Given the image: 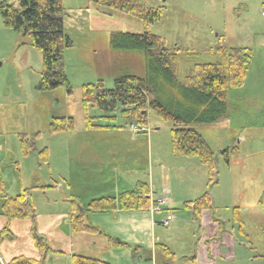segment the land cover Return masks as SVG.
<instances>
[{"label":"rangeland","instance_id":"1","mask_svg":"<svg viewBox=\"0 0 264 264\" xmlns=\"http://www.w3.org/2000/svg\"><path fill=\"white\" fill-rule=\"evenodd\" d=\"M144 3L149 8L163 7L160 21L147 30L176 51L179 82L190 75L193 66L216 62L215 51L219 47L242 43L251 50L243 85L228 91L229 115L212 125L195 123L185 127L196 130L213 152V180H208L205 168L194 158L172 153L170 124L153 115L142 128L145 133L134 134L126 120L103 118L99 109L89 108L88 114L97 117L94 125L120 129L85 128L80 106L82 85L101 81L104 88L111 89L115 78L122 75L146 76L140 54L112 51L108 45L111 34H140L144 27L138 18L123 13L102 16L87 0H62L66 15L71 17L64 21L74 44L62 59L71 94L65 87L49 92L37 90L41 54L30 46L28 36L6 29L0 18V180L4 194L13 197L26 190L34 204L35 220L25 223L35 228L36 222L37 232L31 230L33 238L45 235L48 247L58 252L59 216L66 217L74 209L87 217L89 213L83 209L90 201L131 191L138 181L149 187L154 184L151 198L162 197L179 205L207 193L212 209L203 212L209 220H218L217 228L221 224L219 238L223 235L224 240L231 241L222 249L230 257L215 259L213 263L264 264V0ZM77 14L82 18H75ZM59 117L72 118L74 129L50 134V120ZM21 139L33 146L27 155L21 152ZM149 144L152 165L145 169ZM227 148L236 151L229 166L220 154ZM43 149L48 153L47 164L38 155ZM159 160L163 162L160 164ZM165 189L169 191L163 193ZM2 201L0 194V221ZM234 203L239 209L238 222L233 219ZM173 210L177 216L173 226L180 231L174 230L166 244L176 253L174 264H192L180 257L194 249L200 219L190 211H181V207ZM62 226L66 230L67 223ZM9 229L15 236L13 244L19 246L15 254L29 256L24 227L16 224ZM77 235L92 242L98 240L97 246L105 243L98 236ZM78 242L74 241L76 246L72 247L77 254L98 253L93 249L79 251V245L85 242ZM67 252L64 256L48 254L43 264H69ZM131 263L130 260L128 264Z\"/></svg>","mask_w":264,"mask_h":264},{"label":"trees","instance_id":"2","mask_svg":"<svg viewBox=\"0 0 264 264\" xmlns=\"http://www.w3.org/2000/svg\"><path fill=\"white\" fill-rule=\"evenodd\" d=\"M96 7L98 14L111 16L119 12L138 18L144 27L140 34L114 33L109 37L108 45L112 51H131L143 57L146 76L122 75L115 78L111 89L104 88L101 81L87 83L80 88V106L87 130L120 129V126H99L92 122L95 116L88 114L89 108L99 109L103 118L126 120L131 128H144L150 115L170 124L171 151L174 155L194 158L207 172L209 181L215 173L214 154L202 136L188 124L212 125L229 115L228 91L243 85L248 66L251 62V50L247 47H219L215 51L218 60L214 63L195 65L191 73L182 82L177 80L176 51L165 46L164 41L150 32L148 27L161 19L163 7H146L145 0H87ZM65 9L62 0H0V18L2 25L10 30L28 36L30 46L41 54L42 69L36 88L40 92H49L65 87L67 94L71 88L62 62L66 50L74 48L65 25ZM80 23V22H79ZM74 129L70 117L52 118L49 133L56 134ZM142 133L145 131L142 130ZM21 152L27 155L32 144L20 140ZM223 161L229 165V159L236 155L235 149L220 152ZM43 164L48 163V153L43 149L38 153ZM0 194L3 199L1 213L7 221L34 220L35 208L26 190L10 197L4 194L0 180ZM150 192L146 184L139 183L131 191L116 197H101L92 200L86 206L89 214H106L115 210H148ZM212 209L211 198L207 193L193 201H185L181 211L192 210L195 216ZM233 219L240 221L239 209H232ZM71 233L103 235L102 231L85 221V216L77 212L69 215ZM13 234L5 226L0 229V244L12 239ZM35 246L44 260L52 251L42 237H34ZM117 244L110 241L109 248ZM153 260L151 255L145 262L153 264H173L176 256L164 245L155 246ZM264 256V255H263ZM43 260V261H44ZM0 264H2L0 262ZM7 264H36L32 259L18 256ZM43 264V262L41 263ZM71 264H109L106 261L86 258L80 255L71 258Z\"/></svg>","mask_w":264,"mask_h":264},{"label":"crops","instance_id":"3","mask_svg":"<svg viewBox=\"0 0 264 264\" xmlns=\"http://www.w3.org/2000/svg\"><path fill=\"white\" fill-rule=\"evenodd\" d=\"M65 18L69 20L71 17L66 15ZM75 18L81 19L82 17L80 16V14H77ZM65 25H66V22H65ZM247 45L248 44L241 43V44H237L235 47H244V46L246 47ZM102 130L110 131L113 129H102ZM130 138L132 140H136L134 137H130ZM151 146H152L151 144L148 145L149 155H147V158L145 157V165H144L145 169L147 168L150 169L152 165L151 163L152 147ZM158 159L159 158H156V159L153 158L154 161H157ZM159 161H160V164L163 162L161 160ZM237 162L238 161L236 159L235 163L239 165V163ZM133 168L134 167H130V170ZM160 169L163 170V168H160ZM136 183L139 184L140 182L138 181ZM128 187H131V185ZM132 187H131V190L134 189L136 186L134 185V188ZM147 187L150 192V205H151V203H153L156 200L155 198H151V193H153L155 186L152 183L151 187H149L148 185ZM168 191H169L168 189H165L163 193L168 192ZM193 200L188 199L185 201H193ZM233 205H235V207H238L236 206L237 204L235 203ZM178 207H181V205L175 203L174 201H171V203L168 204L167 210L162 212L161 214L152 213L150 211V208L148 210H131V211L115 210L111 213H106V214H89L87 217H86V214H83L82 212H80L79 214H82L85 216V221L87 223H89L93 227H96L100 231H102L103 235L86 234L87 236L92 235V236H98L100 238H103L105 243L104 245H98L99 247L97 246L98 240L92 242V239L90 238L81 239L77 237L78 236L77 234H83V233H71L70 232L68 218H69L70 213L75 212V210L73 209L71 210L70 213L67 214L66 217L59 216L58 218V219L61 218L59 220L60 222L58 225L59 234L56 235L58 238V255L64 256L65 255L64 252L67 250L68 251L67 254L69 257V264H71V258L76 255H80L86 258L106 261L109 264H118V263L128 264L130 260L132 261L131 264H144L145 260H147L149 255H151L152 260H153V255L156 250L155 246L157 244H161L169 248V246L166 244L168 241V237H170L169 235H171V233L174 230L176 232L180 231L179 230L180 228L175 229V227L173 226V223L177 219V216L174 212L176 210H173V209L178 208ZM223 207L227 208L228 206H223ZM185 211H189V210H185ZM190 212L198 220L200 219L199 231L197 232V234L199 235L198 241L196 242L193 250H190L189 252H183L180 258H183L187 261L189 260V262H191L192 264H214L213 260L215 259H218V258L228 259L230 255H225L222 252V249L226 246L225 243H229L230 240L229 241L228 239L224 240L223 235L221 236V238H219L220 231H221V228H220L221 224L219 223V228H217L215 224L217 223L218 220H213V221L209 220L207 216L208 214L205 212H201L199 216H195L192 210H190ZM167 214H172L173 219L167 226H163L161 222L164 220ZM1 216L3 217V219L2 221H0V224L2 223L3 226H0V229H2L5 226H7L8 228H11V225L13 227L16 224H20L21 226L24 227L26 238H27V248L29 249L30 254L29 256H24V254H15L17 253L16 250L19 248V246L18 244L16 245L13 244L15 240V236H13L11 241H4L0 244V262L2 264H7L12 258L23 256L25 258L32 259L33 261L36 262V264H41L44 258H42L43 256L40 254V252L37 250L35 246V241L32 236L33 233L31 231L33 229L35 233L37 232L36 230L37 223L35 222L33 224L35 228H32L31 223H28V222L25 223V221L27 220H22L21 223H15L12 221H7L6 218L2 214ZM28 220L33 222L35 218L34 220H30V219ZM205 220H208V223H206ZM63 223H67L66 230L62 229ZM54 227L55 226L52 225V228ZM163 229H166V230H163ZM41 237L47 243L46 236L42 235ZM74 241H79L78 243H80L81 241L85 242L83 245H81L82 247L79 245V251L82 252L85 249H93V250H96L98 253L91 254L89 256H86L87 254L85 255L83 253L77 254L76 250L72 249V247L76 246L75 244L73 245ZM110 241H113L117 245L109 248ZM52 251L57 252L55 250H52ZM170 251L173 252L171 249ZM174 254L176 256V253ZM125 257L128 258V261H125ZM145 263L153 264L152 261H148Z\"/></svg>","mask_w":264,"mask_h":264},{"label":"built area","instance_id":"4","mask_svg":"<svg viewBox=\"0 0 264 264\" xmlns=\"http://www.w3.org/2000/svg\"><path fill=\"white\" fill-rule=\"evenodd\" d=\"M131 130L134 132V134L141 132L143 129L137 127V126H132ZM168 201L165 198L158 197L150 207V211L152 213H160L164 210V208L167 206ZM173 219V215L168 214L165 219L162 221L163 226H167Z\"/></svg>","mask_w":264,"mask_h":264}]
</instances>
